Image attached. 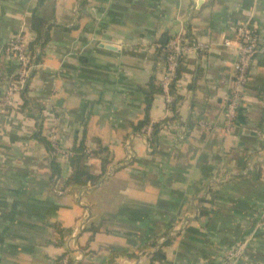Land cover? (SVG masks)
Masks as SVG:
<instances>
[{"label": "crops", "instance_id": "1", "mask_svg": "<svg viewBox=\"0 0 264 264\" xmlns=\"http://www.w3.org/2000/svg\"><path fill=\"white\" fill-rule=\"evenodd\" d=\"M193 7L0 0V264H225L242 243L230 264H264V231L256 230L264 215V58L247 72L231 127L223 117L235 29L248 22L264 43V0ZM34 12L47 24V42L32 50L38 68L26 88L5 104L18 70L5 47L18 35L30 46ZM180 29L188 44L208 50L182 57L169 111L154 87L162 45ZM145 121L170 125L159 126L150 152ZM51 129L56 155L39 138ZM81 140L87 169L101 179L69 188V152ZM205 207L209 215L199 213ZM169 237L164 258L151 261V242L161 247Z\"/></svg>", "mask_w": 264, "mask_h": 264}, {"label": "built area", "instance_id": "2", "mask_svg": "<svg viewBox=\"0 0 264 264\" xmlns=\"http://www.w3.org/2000/svg\"><path fill=\"white\" fill-rule=\"evenodd\" d=\"M198 1L202 0H193L194 9L197 8ZM235 34L237 40V54L236 61L233 65V82L230 92L224 101L223 109V117L226 127L232 126L237 115L241 100V90L245 83L249 68L254 60L264 53V43H259L255 30L248 22L239 24L235 29ZM183 36L184 30L180 29L177 34L172 35L168 39L164 49V72L158 82L164 93L166 103L171 101V97L168 95V88L175 76L181 58L188 53L204 52L208 50V46L203 43L197 42L194 44H188ZM27 46V39L22 35H18L10 40L5 47L6 54L16 60L18 64L15 79L5 93V104H11V97L17 92H22L25 89L31 78V74L38 68V65L34 63V58L28 55ZM153 125V123H148L142 130V134L147 142L148 152L151 151ZM159 126L163 129L170 127L168 123H162ZM47 139L50 145L57 150L58 139L54 129L50 130ZM88 220V213L84 212L78 223V233L85 229ZM256 230L264 231V215L256 225ZM243 248L244 244L242 243L233 250L227 252L223 258L225 264H230L233 260L238 259L242 255Z\"/></svg>", "mask_w": 264, "mask_h": 264}, {"label": "trees", "instance_id": "3", "mask_svg": "<svg viewBox=\"0 0 264 264\" xmlns=\"http://www.w3.org/2000/svg\"><path fill=\"white\" fill-rule=\"evenodd\" d=\"M30 29L33 32V34L35 35V39L30 44V46L28 45V51L27 52H28V55L30 57H33L32 56V50H34L35 47L38 46L40 48H43L45 46V44L47 42L46 31L48 29L46 22L42 18H40L36 12H34L31 16ZM183 38L186 41L184 36H183ZM162 46L165 49L166 43ZM259 57H261V59H263L264 53H263V55H261ZM34 63L36 64L35 59H34ZM180 63H181V60L179 61L178 67H177L176 72H175V76H174V78H173V80L170 83L169 88H168V95L171 96V101H170V103L167 104V108L169 111H172L174 109V105L176 104V101H177L176 100L177 98L173 97V99H172V96L176 95L174 92L175 91L174 88H175V84H176L177 80H179V77L181 74ZM154 89L156 91H162V89L159 85V82H158L157 87L155 86ZM149 97H151V96L146 95V97H145V100L148 103V105L146 107V111H148V107H149V101H150ZM146 122L147 121H145L144 123H146ZM162 123H168V122L165 121V122H160L158 124L153 125V132H152V138L153 139L151 140V145L153 144V142L155 140V136H156L157 132L160 130L159 125ZM39 138L44 140V144L47 147V150L56 155V149L50 145L48 139L42 138V137H40V135H39ZM68 159H69V166L71 169V174H70V176L66 182V185L69 188H80V187H84V186L85 187L86 186L87 187H93V186L97 185V183L101 179V175H93L87 169L88 167H87L86 163L88 160V153L86 152V149L84 147L83 140H81V141H79L73 145V147L71 148V150L69 152V158ZM52 166L54 168L56 167L54 162L52 163ZM205 203H208V202L205 201L204 204ZM207 207L201 208L199 210V213L201 215H209V209ZM170 238L171 237L167 238V240H165L162 243L163 245L161 247L160 246L158 247V245H157V238L151 242V247H157V250L150 256L151 261L154 259L160 260V259L164 258L162 250L165 246H167L169 244V242L171 240Z\"/></svg>", "mask_w": 264, "mask_h": 264}]
</instances>
